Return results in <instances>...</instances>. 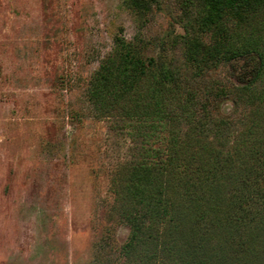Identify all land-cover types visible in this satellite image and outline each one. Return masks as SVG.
I'll use <instances>...</instances> for the list:
<instances>
[{
  "label": "rangeland",
  "instance_id": "374dc122",
  "mask_svg": "<svg viewBox=\"0 0 264 264\" xmlns=\"http://www.w3.org/2000/svg\"><path fill=\"white\" fill-rule=\"evenodd\" d=\"M179 1L153 0L139 13L126 0H0V264H158L156 245L128 257L119 251L128 233L125 183L151 144L141 136L148 121L139 130L119 107L97 109L88 97L118 41L134 44L166 85L185 86L195 109L206 104L209 119L228 121L226 149L250 118L264 119V66L250 55L196 74L184 58ZM245 88L261 99L241 102ZM168 126L196 133L183 119Z\"/></svg>",
  "mask_w": 264,
  "mask_h": 264
},
{
  "label": "trees",
  "instance_id": "16d2710c",
  "mask_svg": "<svg viewBox=\"0 0 264 264\" xmlns=\"http://www.w3.org/2000/svg\"><path fill=\"white\" fill-rule=\"evenodd\" d=\"M126 2L140 13L153 0ZM179 6L186 19L184 58L196 74L216 60L250 55L262 69L264 0H180ZM117 46L115 59L91 77L89 100L97 109L119 107L124 117L137 119L139 130L148 121L141 136L158 145L144 148L128 174L121 215L128 233L120 253L128 257L141 245H156L158 264L264 263V119L250 118L226 149L228 121L209 119L206 104L195 109L194 95L174 79L166 85L161 72H150V61L134 44L120 40ZM146 75L149 83L133 99ZM237 92L246 104L261 99L246 88ZM222 95L219 90L215 96ZM139 97L149 106L140 108ZM178 119L197 135L168 126ZM209 135L216 146L205 140Z\"/></svg>",
  "mask_w": 264,
  "mask_h": 264
}]
</instances>
